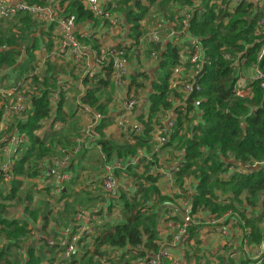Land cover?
<instances>
[{
  "label": "trees",
  "instance_id": "trees-1",
  "mask_svg": "<svg viewBox=\"0 0 264 264\" xmlns=\"http://www.w3.org/2000/svg\"><path fill=\"white\" fill-rule=\"evenodd\" d=\"M27 1L39 5L44 4V0ZM119 1L115 2L117 8H119ZM146 1L150 6L156 4L160 9H165L168 5L184 8L185 6H194L195 2V0ZM211 1L200 0L201 11L200 8L193 9L188 23L189 33L197 37L204 48V65H206V72L200 78L198 89L193 98V101H196L195 104L179 106L174 109L172 103L168 102L170 98L176 101L181 97L182 100L176 102H180L178 105L184 103L182 96L169 89L170 70L177 64L178 55L167 46L159 57L161 68L151 85L152 92L148 99L150 112L144 133L131 137V140L126 138L125 144L118 145L111 140L102 138L100 133L105 119L101 118V122L95 130L100 134L98 142L108 159L114 156L122 158L129 154L136 156L138 147L143 146L151 138L149 133L153 129L152 122H158L159 116L168 113L166 110L170 109L176 121L169 134V144L181 147L184 155L177 175L183 178V175L194 167L195 172L192 174L198 176L197 189L192 195L193 208L199 204L208 206L209 200L206 199V196L210 195L215 198L212 189L219 183V176L228 173L231 168L238 167H245L246 173H233L227 178V181L220 180V182L231 187L235 197L246 192L249 196L247 201L249 205L256 206L260 201L264 204V87H262L264 84V53L261 59L257 60L264 44V26L260 27L257 24L259 14L254 11L251 4L241 3L232 12H228L224 7L219 8L216 4L210 5ZM223 5L225 6L226 3ZM135 6L138 11L129 10L126 18L131 24V31L139 36L137 33L138 24L143 20L148 7L138 3ZM73 13L76 20L78 17H91L89 13L83 12L82 7H76ZM30 21L32 19L28 16H20L21 23ZM26 32L0 34V71L12 70L11 72L17 75L19 83L24 76L29 77L32 87L38 93L32 98L30 97L33 102H30L28 113L26 115L23 113V118H18L13 124L14 129L23 134L29 142V146L22 148L25 150L13 165L11 171L13 177L23 176L26 173L24 172L25 165L30 160L43 159L50 155L51 147L47 146V139L36 135L35 132L40 130L43 120L50 118L53 110L51 96L57 91L60 84V81L54 79L53 74L49 71L42 78L34 74L35 66L32 63L35 59L34 52L38 50V43L34 36H29ZM151 52L147 53L149 57ZM224 55H228L229 59L224 58ZM21 57L24 60L18 63ZM251 67H257L261 71L263 79L254 82L246 80L248 86L238 95L236 84L239 74ZM103 73V78L98 77V85L105 89L112 85L109 80L110 69L104 67ZM95 75H98L96 71ZM136 77L145 81L147 74L139 73L136 74ZM133 87L140 89L142 85L135 83V78L131 77L129 91ZM98 88L87 90L83 101L100 110L102 105H99V99L93 97ZM62 102L61 97L56 107L57 116L60 114ZM192 112L195 113L196 125L186 127L181 133L184 123L188 121L187 117ZM94 135L96 134L94 133ZM129 141L135 143L130 145L127 143ZM2 147L3 143L0 144V148ZM199 161L201 163H197ZM254 165L256 167H253ZM146 180L155 182L156 178L148 177ZM20 187L21 182L14 178L4 200L19 202L17 192ZM149 188L154 189L153 194L159 195L156 188ZM138 193L141 196L140 199L136 196L121 197L125 199V202L119 210L122 214L120 219L118 222L106 226L95 240L97 247L125 249L124 255L120 258V262L123 264H131L128 261L123 262V259L133 255L130 248L136 246L145 248L134 255L139 259L146 258L148 250L154 252L158 248L156 245L159 239L158 225L156 214L149 213V210H152V205L148 206L151 202L148 190L141 188ZM27 211L25 209V213ZM29 217L36 220L34 219L36 211L30 213ZM46 223L47 221L43 223V227L46 226ZM28 226L26 221L8 218L4 215L3 210L0 211V264H14L11 258L15 251L23 249L21 239L26 238L30 232ZM25 251V258H27L25 264H42L46 253L54 256L55 248L43 246L36 253L32 247H26ZM75 258L62 264H74L72 261ZM54 261L53 257L49 260V264H54Z\"/></svg>",
  "mask_w": 264,
  "mask_h": 264
},
{
  "label": "built area",
  "instance_id": "built-area-1",
  "mask_svg": "<svg viewBox=\"0 0 264 264\" xmlns=\"http://www.w3.org/2000/svg\"><path fill=\"white\" fill-rule=\"evenodd\" d=\"M81 1H83L86 11L106 22L110 28L115 30L120 29V21L116 15L112 14V11L116 10L117 7L113 0ZM224 3H226L225 6L223 5ZM241 3L251 4L253 6L254 11L259 14L257 24L260 27H263L264 0H212L210 5L216 4L219 8L224 7V9L228 12H232L234 8ZM195 5L185 6L184 8H176L173 6V10L180 13L177 16L183 18L181 24L178 23L177 18L171 19L170 17L164 16V14L159 10L154 9V15L152 17L155 18V20L152 28L144 33L150 44L153 47L159 48V52H157V50L151 52L150 60L156 62L157 58L162 55L167 46L173 49L178 55L177 64L170 70L169 89L182 96L184 102L192 92L194 78L199 74L205 63L204 48L200 40L191 35L188 29V23L191 19V11L195 8ZM51 6L53 5L33 4L26 0H0V21H11L19 18L20 16H28L39 21H52L57 23V30L58 34L61 36V40L59 46L60 51L59 53L57 52L56 55L60 56V53H64L69 59H72L74 64H78L82 61L80 59H84L86 66L89 67V50L85 45L81 44L77 40L74 34L76 21L75 16L69 14L64 17H60L58 10ZM88 36L90 37V35ZM128 46L130 47L128 43L125 45L117 44L104 46L102 50L104 61L102 60L101 64L102 66L104 64V67H108L110 69V81L114 90H116L115 95L117 98L121 97L122 99L123 112L126 114L130 113V115L132 114L133 116V113L131 112L139 106V103L136 100V97H134L132 90L129 91L128 88L129 71L126 63ZM263 53L264 44L257 60L261 59ZM52 57L55 58L54 55H52ZM223 57L229 59L228 55H224ZM34 66V74L38 76L41 70H39L38 64H35ZM246 72L247 74L245 75V79L249 82L263 79V75L257 67H251L246 70ZM83 77L89 81H93L95 71L93 69H86ZM28 78L29 77L25 79ZM262 87H264V84H262ZM59 90L63 93V95L72 91H81L82 96L84 95L83 91H87V89L84 90L81 85L74 86L71 82H66V84L60 86ZM26 94L27 91L21 86V83H14L6 88H0V111H2V114L0 115V134L5 132V123L3 122L5 117L22 114L25 112L26 106L30 105L31 100L28 98V94ZM51 100L55 102L53 106H56L60 100V92L56 91V93L51 96ZM168 102L173 103L174 100L170 98L168 99ZM75 106L79 108L80 103H75ZM81 111L84 114H88L90 112V108L84 106ZM149 112L150 108L148 103L146 105L145 112L143 113L144 122H139L137 125L125 124L124 121L122 122L126 126L124 129L125 138L127 137L128 140H131V137L144 133L146 128L144 123L147 122ZM175 121L176 119L170 112L159 116V121L153 125V129L149 133V136L155 143L156 149L166 147L169 144V134L175 126ZM128 126L132 127L128 128ZM13 131L16 130L13 129ZM13 131L9 135L0 138V143L5 145L9 144L12 149L15 150L25 147L28 143L26 137L24 135L17 134L18 131L15 133H13ZM92 131L93 129L90 128H80L77 136L73 140L72 148L67 149L65 147L61 148L60 146L56 147L55 153H57L58 156L52 158V163L49 168L44 169V172L42 173L43 179L67 168L68 165L85 149L86 143L84 141V137L89 136ZM155 152H158V150ZM179 161H181V163L183 162L182 160ZM179 161L176 166L171 169L175 175H177V172L181 168V165L179 166ZM11 165L12 163H5L3 159H0V178H2V182L6 184H9L13 179L11 174ZM117 167H121V163L118 160L104 164L103 166L104 172L101 178L100 188L108 197H114L120 185L115 173V169ZM253 167H256V165ZM233 173L244 174L246 173V168H231L228 173L222 176L221 179L227 180V178ZM67 179L66 175H61V181H66ZM179 205L183 214L182 221L179 223L176 230L171 232L168 238L165 239L164 245L157 248L158 250L156 252H150L148 250L146 258H143V261L145 260L144 264H175L173 259L174 252L187 241L190 236V229L194 225H204L205 227L210 228L215 235L225 239L226 243H230L232 240L233 231L227 226H224L228 214L219 218L210 216L205 220L195 221L193 218V201L191 197L186 195L185 198H181ZM74 215L73 223L63 229L56 238L44 240V244L46 246L60 249V255L58 256L60 257L62 263H67L74 257H80V255H83L85 253V251H83L85 246H88V251H91L94 247L95 240L100 236L97 229L92 230L85 223L88 219L92 218L89 211L78 210ZM94 217L95 215L93 218ZM94 222L99 225L97 218H95ZM232 225H234V223H232ZM243 234L242 246L243 248H246L251 239V232L249 230H244ZM144 249L145 248H143V246L130 248L133 255L139 251H143ZM101 250H106L107 253L112 254L117 253L118 256L125 252V249L122 248H106V246H102ZM21 251L24 253L23 250H17V253L20 254ZM242 255L243 253L241 251L234 250L229 253L227 258L233 260L234 258L241 257ZM263 259L264 235L255 247V251L252 255L253 262L250 263L249 261L251 260H249L248 263L262 264ZM138 261H140L141 264L143 263V261L139 258Z\"/></svg>",
  "mask_w": 264,
  "mask_h": 264
},
{
  "label": "rangeland",
  "instance_id": "rangeland-1",
  "mask_svg": "<svg viewBox=\"0 0 264 264\" xmlns=\"http://www.w3.org/2000/svg\"><path fill=\"white\" fill-rule=\"evenodd\" d=\"M27 1V0H26ZM60 1V6L59 8L63 10V14L64 15H68V13H70V11L67 10V6L65 5V0H59ZM114 2H116V0H113ZM30 2V1H29ZM73 2H76L75 4V8L76 7H84V3L82 5L81 0H73ZM121 4H122V8H117L116 10L112 11L113 15H116V17L118 18V20L120 21V29L119 30H115L109 27V25L105 26L108 30V32L104 33L103 39L102 40H96V39H92L90 38V40H93V45H96L97 43H106V46H109L112 43H115V39H119L123 37V34L126 35L124 37V39H129L132 41V43L130 44L131 49H133V52H129L133 55H131V57L126 59V63H128L130 60H132L134 57L136 59V66L133 67V69L139 70L137 72H135L134 78H135V83L142 85V87L140 88L141 90L138 91V89H134L135 90V97L136 100L138 101V103H140V101H143L147 98V95H149V89L151 87V83L149 82V78L153 79V77L155 75H157V73H155V71H158L161 67H160V58L158 57L156 62H154L153 60H150V57L148 56L147 53H150L151 51L157 50V52H159V48L157 47H153L148 38L145 37V32L148 31L149 29L152 28V25L154 23L155 18H153L152 16L154 15V9L159 10L161 13L164 14V16H169L171 19H175L177 18L178 23H182L183 18L177 16L178 14H180L178 11L173 10L172 5L168 7H166L165 9H160L156 4L150 6L149 3L146 0H136L134 2V0H120ZM32 3V2H30ZM138 3L142 6L148 7L147 8V13L145 14L143 20L138 24L139 25V30H138V34L139 36H136L132 31V27L131 24L128 23L126 15L127 13L130 11H138L136 9L135 4ZM196 3V5H195ZM36 4V3H33ZM120 4V3H119ZM195 8H200L201 11V4H200V0H195L194 2ZM82 7V10H83ZM128 10V11H127ZM86 11V10H85ZM84 12V11H83ZM87 13H89L88 11H86ZM91 15L90 18L88 17H83L85 19H89L91 21H97L98 25H101L102 21L98 19V17H95L94 15H92L91 13H89ZM76 20V19H75ZM33 21V20H32ZM30 21L29 23H21L20 22V17L17 18L16 20H12V21H7V22H1L0 21V34H9V33H19L21 31H27L30 28V32H26L29 34V36H33V31L35 30V32L38 33V36L40 34V31L43 29L44 24L45 23H37ZM76 23V21H75ZM80 28H78L77 32L75 31V34L79 33ZM128 31H130V35L128 34ZM31 33V34H30ZM86 35H91L94 36V34L89 33L88 31L84 32V37L85 39L81 36L80 34L78 35L77 40L79 42H82L83 40H86L88 38H86ZM88 41V40H86ZM157 48V49H156ZM260 54V53H259ZM130 55V54H129ZM133 57V58H132ZM163 57V56H162ZM163 59V58H162ZM128 60V61H127ZM19 61V60H18ZM63 62L61 58L56 57V60L54 61H49L45 64L39 65V70L40 74L38 75V77H43L45 74H47V72H51V74H53L54 79H57L58 81H60V84L58 86V88L64 84H66V78L67 77H72L74 74V68L70 67L69 65H64L66 63H61ZM99 62H101V60H99ZM36 64H38V62H36ZM128 65V64H127ZM130 67V65H129ZM156 67V69L154 70V68ZM85 69H82V72L80 74L84 73ZM95 70V69H94ZM12 70L10 69H5L4 71H0V86H3V88L7 87V82L9 81H14L16 79V75L15 73L11 72ZM97 71V70H95ZM142 71V72H141ZM246 72V71H245ZM243 71H241V73L239 74L238 77V81L236 84V90L238 95H240L248 86V82L245 79V75L247 74V72L245 73ZM139 73H144L147 74L146 80L143 81L142 79H139L136 77V74ZM130 74V73H129ZM130 78V77H129ZM87 80V81H86ZM77 81H81V83L83 84V86L85 88L88 89H94V88H98V76L95 75L94 80L92 82H89L88 79H85L82 75V78H78V77H74V81L71 82L72 84ZM128 84H129V80H128ZM21 86L27 91V96L30 99V97L32 98L33 96L37 95V90H35L32 85H31V81L28 80H22L21 81ZM110 86H108L107 88H109ZM101 89L99 88L98 90H96L97 92H99ZM138 91V92H137ZM110 92H112V89H110ZM134 93V91H133ZM146 93V94H144ZM103 95H106L107 97L111 96V93H107L105 94L103 92ZM105 96V101H108L107 98ZM144 97V98H143ZM77 101V99H75ZM182 98L180 97L179 100L176 101H181ZM174 100V102L172 103V105L175 107L176 105H178L180 102H176ZM196 102V101H195ZM53 105L55 104V102H53ZM105 103V102H104ZM104 103H102V109L99 110V115H109L108 110L105 108L107 107V105H104ZM54 108V106H53ZM73 109V106H72ZM29 110V106H26L25 109V115L28 113ZM137 108H135L131 113L136 112ZM113 111H115V106L113 108ZM170 113L171 110L168 109L166 110ZM121 116L123 114H125V112H120ZM132 116V114H131ZM18 118H23V113L19 114V115H10L7 116L3 119V122L5 123V132L0 134V138H3L4 136H7L11 133V131L14 129L13 124L18 120ZM2 119V118H1ZM140 122L142 121L141 116L138 117ZM188 121L184 123L183 129L182 131H180L181 133H183V130L186 127H193L196 125L195 123V113H191L189 114V117H187ZM109 120H111V122H108ZM101 122V121H100ZM99 122V123H100ZM98 123V124H99ZM156 123V122H155ZM152 122L151 127L153 128V125L155 124ZM98 126V125H97ZM95 126L93 128V133H95L97 136H100V134L102 135V138L105 137L106 135H108L109 137H112L111 135H109L110 133H112V130H117V132L115 133H120L121 135H123L124 133V129H125V125L120 121L117 122V120L115 118H112L111 116H108L105 120H104V126L103 129L104 131L107 128H110L107 130V134H102V133H98L95 128L97 127ZM144 126H146V123H144ZM132 126H128V128H131ZM124 136V135H123ZM190 136V134H189ZM127 138V137H126ZM98 141V140H96ZM154 144V143H151ZM149 145L147 144L145 146L146 149V155H148L149 159L144 158L145 160L143 162H138L135 164V166L131 167V170L129 172H122L121 174L117 175L118 181H121V184L118 187L117 193L114 197H111L112 200L110 201L108 206H103L102 208H99V203H103L105 201H103V197L102 193L100 192V190H95L93 192L88 191L87 189H85V187H83L82 185L78 186H72V185H63V186H69L68 187V191L66 193V195H62L61 193L58 194H53L51 192V190L57 191L62 183H58V187L55 189L50 186H48L51 183V179L50 177H48L47 179H45L44 183H41L40 185L42 187H40L37 183L36 184H32V183H28L23 185L20 190L17 193L18 196V201H5V197L8 195L7 192V184L6 183H2V181L0 180V211L3 210L4 211V215L7 216L8 218H17L20 219L22 221H26L28 223V225H30V227H28L30 229V232L28 233V235L26 236V241H24L23 244L24 247H27L28 244L27 242H31L32 240V245L36 251V253H38L40 251V248H42V244H43V239L48 240L49 238H56L58 236V234L65 229L67 226H69L70 224L73 223V219H74V214L76 213V211H91L93 213V215H95L96 217H101L100 221H102V223L106 220H117L119 218L120 215H122L119 210L120 207L122 206V204H124V200L121 197H125L128 198V196H136V198L140 199L141 196L137 195V191L140 190V185L142 186H146V184L144 183V178L145 176L148 175V171L152 170L155 175H151L152 177L159 175L157 173V170H164V169H169V166L160 164L161 162H165L168 160V158H171V154L169 153L167 148H173L176 147L178 148V150H181V147H179L178 145H171V146H166L160 149H156L155 146L153 145ZM156 150H158V152H155ZM139 151V149L137 150V152ZM4 155H3V161L5 163L10 162L13 159V155L15 153V151H3ZM137 155V154H136ZM127 159L131 158L133 159L135 156L134 155H127L126 156ZM129 157V158H128ZM178 159V158H177ZM172 162V161H171ZM178 163V160L173 163L176 164ZM197 163H201V161L197 162ZM226 163V161H225ZM180 166V164H179ZM153 168V169H152ZM192 171V172H191ZM191 171H188L187 174L183 175L184 177H179L178 175L175 176L174 178V183L173 185L178 188V190H183L184 192L181 194V196H179L178 194H174L173 192V188L168 187L167 189H164V195H155L153 194V190L152 188H144L148 190V196L150 197V203L149 205H153L156 209L154 210V208L152 207V210H149L151 212L156 213V220L158 221V214H157V209H159L160 207H178V199L181 198H185L186 195L188 194H192L195 193L196 189H197V185H198V176H196L195 174H192L195 172V168L193 167L191 169ZM99 175L100 173L103 174V168H99L96 171ZM34 172H32L31 169H29L28 173H27V178L30 179V181L35 180V177H28L29 175H33ZM76 175H78L79 177H81L82 179H85V177H89L88 180H91V176L89 173L85 172L84 170L80 171L79 173H77ZM160 178V176H159ZM163 179V178H162ZM221 179H218L219 183H217V185L213 186L212 189V193L214 197H218L219 201L223 204L226 205L227 201L229 202L228 204H234V201L238 202L240 204V206H242L243 204H249L248 201V195L246 192H243L242 194H240L238 196L239 199H234V194L232 192V188L229 186H226V184L221 183L220 182ZM56 182V179L54 180ZM165 183H169V182H165ZM164 184V182L162 183ZM171 184V183H170ZM47 185V186H46ZM162 187V186H160ZM190 188V190H188ZM77 189V190H76ZM98 189V188H96ZM192 190V192H190ZM152 192V193H151ZM190 192V193H189ZM145 193V192H144ZM228 196H232L233 197V201H231V199L229 200ZM209 200H213L212 197L209 195ZM227 204V205H228ZM237 205V204H235ZM256 211H253L252 217H255L256 221L258 222V224H260L261 229L264 228V204L260 201L259 204H257L255 206ZM27 208L28 212L25 213L24 209ZM224 209V208H223ZM231 210L232 212H237L234 209H228ZM36 211V220H33L32 217H29L30 213ZM118 211V212H117ZM227 211V210H224ZM7 213V214H6ZM147 215V213H145ZM219 214L220 212H217L215 214H213V217H217L219 218ZM46 226L42 227L43 223L46 222ZM118 221V220H117ZM116 222V221H114ZM105 224V222H104ZM224 226H226L224 224ZM242 224H240V228H242ZM175 226L171 227L172 229H170V232H165L160 237L161 240L156 242V245L158 246V248L160 246L164 245L165 240L168 238V235L173 232L175 230L174 228ZM203 228H205V226H202ZM1 229V228H0ZM209 234V233H207ZM217 236V235H216ZM235 237V236H234ZM242 238V236H241ZM208 242V240H206ZM225 242V239H224ZM158 243V244H157ZM214 243H216V247H219L218 250H216V253H219L220 251L225 249V253L227 254V251L232 249L228 248V247H223L221 248V243H223V240H221L218 237H215ZM259 243V241H258ZM208 244V243H207ZM198 245H199V240H198V235L197 234H192L191 237L189 236V238L187 239V241L183 244V250L181 251L184 255V259H185V264L188 262L187 260L190 259L191 253H195L197 254L199 252L198 250ZM158 250V249H157ZM157 250H155L154 252H156ZM25 251V250H24ZM83 251H85V255L81 256V257H76L75 260H73L72 262L74 264H123L120 262V259L118 258V256L112 258L111 256L108 255V253H104V251L101 250V247H97L96 245H94V247L92 248L91 251H88V246H85ZM124 252V251H123ZM151 252V251H150ZM103 253V254H102ZM206 253L209 255L210 251H206ZM54 256L56 253H53ZM53 255H50L48 253H46L44 255L45 258V263L44 264H49V260L52 259L54 257ZM55 258V262L56 264H62L60 258L57 260L56 256ZM209 258H203L202 260L196 258V262L195 264H206L208 263ZM27 258H25V256L21 255V254H14L13 258H11V261L14 264H25ZM143 261V258L140 259ZM124 261H128L131 264H139L138 263V258L134 255H130L128 256V258L123 259ZM250 263L253 262V260L249 261ZM145 263V260L143 261L142 264ZM70 264V263H68ZM262 264H264V259L262 260Z\"/></svg>",
  "mask_w": 264,
  "mask_h": 264
},
{
  "label": "crops",
  "instance_id": "crops-1",
  "mask_svg": "<svg viewBox=\"0 0 264 264\" xmlns=\"http://www.w3.org/2000/svg\"><path fill=\"white\" fill-rule=\"evenodd\" d=\"M33 3V2H32ZM119 8H122V4L119 1ZM50 4L53 5L51 7H53L54 9H57L59 12V16L60 17H64L66 15L63 14V10L59 8L60 6V1L59 0H44V4ZM75 4L76 2H73V0H65V5L67 6V10L70 11V13H68V15H74L73 13L74 9H75ZM83 5V2H82ZM83 7V6H82ZM83 11H85L84 7H83ZM128 11V10H127ZM86 12V11H85ZM167 17H169L167 15ZM30 18V17H29ZM32 19V18H31ZM99 20H101L100 18H98ZM16 20V19H13ZM34 22L36 21L37 23H45L43 29L40 31V34L38 36V33L35 32V30L32 32L34 38L37 40L38 43V50H36L34 52V56L35 59L33 61V66L36 64V62H38V66L45 64L49 61H54L56 60V57H59L62 59V61L66 64L64 65H69L71 68H74V74L72 77H67L65 82H73L74 81V77H78V78H82V75L84 74H80L82 72V69H95L97 70V76L99 78H103L104 73H103V69H104V64L102 66L101 62H99V60H103L104 61V57L102 54V50L103 47L106 46V43H97L96 45H93V40H90V38L92 39H96V40H102L103 39V34L108 32L107 28L105 26H107L108 24L104 21H102L101 25H98L97 21H91L89 19H85L83 17H78L75 23V31L77 32L78 28H80L79 33L75 34V37H78V35L80 34L81 38L84 37V32L88 31L91 34H96L95 37L91 36L90 37L88 35H86V40H83L82 42H80L81 44L85 45L88 50H89V58L88 61L90 63L89 67L86 66L84 59H80L82 61H80V63L78 64H74L72 59H69L66 54L64 53H60V56H57L56 53L60 51V40H61V36L58 34V30H57V23L52 22V21H39L37 19H32ZM12 21V20H11ZM3 22V21H1ZM7 22V21H4ZM107 24V25H106ZM32 30V29H31ZM30 28L27 30V32L31 31ZM31 34V33H30ZM123 34L122 38L119 39H115V43H112L110 45H125V44H131L132 41L127 39H124V37L126 35ZM128 34L130 35V31H128ZM127 58L131 57V53L129 52H133V49H131V47L128 46V51H127ZM130 54V55H129ZM52 55L55 56V58L52 57ZM133 58V57H132ZM24 59L21 57L18 63H21ZM128 61V60H127ZM61 62V63H63ZM136 59L135 57L130 60L127 64V68L129 71V80L131 79V77H134L135 72L139 71L136 69H133V67L136 66L135 64ZM130 65V67H129ZM156 69V67L154 68V70ZM84 70V71H85ZM160 71V69L158 71H155V73H157ZM140 72V71H139ZM142 72V71H141ZM134 74V75H133ZM16 75V74H15ZM25 78H27L26 76H24V78H22V80H26ZM151 78V77H150ZM149 78V82L152 85V82L155 81L156 79V75L153 77V79ZM110 80V79H109ZM87 81V80H86ZM92 82V81H89ZM111 82V81H110ZM14 83H19V80H17V75H16V79L13 81H9L7 82V87L14 84ZM74 86H79L81 85L84 90H89L88 88H85L83 86V84L81 83V81L77 82L75 81L73 83ZM111 85V83H110ZM99 86V85H98ZM0 88H3V86H0ZM101 89L99 92H97L96 90ZM98 89H96L93 94L94 98L99 99V105H102V103H104V105H107V107H105L108 112L109 115L105 116V115H99V110H97L95 107L90 106L88 103L84 102L83 99L85 98V95L87 93V91H83V96L81 91L79 92H69L68 94L63 95V93L59 90V88H57V92H60V98L62 97L63 102L61 105V111L59 116H57L56 114V106H54L52 113L50 115L49 119L43 120L41 122V128L39 131L35 132L36 135L38 136H43L47 139L46 143L47 146L49 145L51 147V153L48 157H45L43 159H37V160H30L28 164L25 165V171L26 173L23 174V176H14L12 175L13 179L15 178L16 180L21 182V187L25 184L28 183H32V184H38L40 187H42L40 184L44 183L45 179L42 177V173L44 172V169L49 168L51 166L52 163V158H55L58 156L57 153H55V149L56 147H65L67 149L72 148L73 146V140L74 138L77 136L78 131L80 130V128H90L93 129L95 126L98 125V123L101 121L102 119H106L108 116H111L112 118H115L117 120V122H125V124H134L137 125L139 124V119L138 117L141 116L142 121L143 120V113L145 112V108L146 105L148 104V99H149V95L152 92V87H150L149 89V95H147V98L143 101H140L139 106L137 107L136 112H133V116L130 115V113H125L121 116L120 112H123V106H122V99L121 97H118L115 95L116 90H114V87H112V85L109 88H101L99 86ZM91 89V88H90ZM95 89V88H94ZM92 89V90H94ZM110 89H112V92H110ZM135 87H133L132 92L134 91V95L135 94ZM59 90V91H58ZM141 89H138V91H140ZM137 91V92H138ZM103 92L105 94L107 93H111L110 97H107L106 95H103ZM56 93V91H55ZM121 94V93H119ZM146 94V93H144ZM105 96L107 98L108 101H105ZM137 98V97H136ZM144 98V97H143ZM77 99V101L75 100ZM32 102V101H31ZM75 103L79 104L80 103V107L77 108V106H75ZM58 104V103H57ZM51 105L53 107V103L51 100ZM73 106V109H72ZM86 106L90 108V112L88 114H84L81 109ZM115 106V111H113V108ZM2 114V111H0V115ZM55 119V120H54ZM109 122H111V120H109ZM142 123V122H140ZM155 125V124H154ZM110 128H107L105 131L104 129L101 130L102 134H107V130ZM13 131V130H12ZM11 131V132H12ZM16 131H13V133H15ZM117 132V130H112V133H110L109 135H111L112 137H109L108 135H106L105 137H103L104 140H111L113 141L115 144L118 145H123L126 142V138H125V132L123 133V135H121L120 133H115ZM17 134H21V133H17ZM23 135V134H21ZM99 138L98 136L94 135L93 132H91V134L89 136H85L84 137V141H85V149L82 151V153H80L75 160H73L67 168L56 172L54 175H50V179H51V183L48 185L50 187L53 186V188H57L58 187V183H62L60 190L58 189L57 191L51 190V192L53 194H58L61 193L62 195H66L67 191H68V187L67 186H63L65 185H72V186H78L82 185L83 187H85V189H87L90 192H93L95 190H100V192L102 193L103 197V203H99V208H102L103 206H108L110 201L112 200L111 197H108L107 195H105V193L101 190L100 188V182H101V178L102 175L100 173V175L96 172L99 168H103L104 164L107 163H111L114 162L115 160L120 161L121 163V167L120 168H116L115 169V173L117 175L121 174L122 172H129L131 170L132 166H135L136 163L138 162H143L145 159L147 158L149 159L148 155H146V149L145 146L147 144H151L154 143L153 139L150 138V140L145 143L143 146L138 147L139 151L137 152V155L131 159H127V157H112L111 159H108L106 157V155L102 152L100 144L98 141ZM130 145H133L135 142L133 141H129L127 142ZM1 144V143H0ZM153 146H155L154 144H151ZM26 146H29V142L26 144ZM15 151L14 155H13V159L10 161V163H12L11 165V171L13 168V165H15V162L20 158L22 152L25 150L22 148H18L17 150L12 149V147L7 144H3V147L0 148V159H3V155L4 152L3 151ZM137 149V150H138ZM169 153L171 154V158H168L167 161L165 162H161L160 164L169 166V169H164V170H157V173L159 175L154 176L156 178L155 182H152L150 180H146V178L148 177H152L151 175H155V173L152 170H149L148 175L145 176L144 178V183L146 184V186H142L140 185V189L141 188H149V187H154L158 190L159 196H165L164 194V189H167L168 187L173 188V192L174 194H178L179 196H181V194L184 192L183 190H178V188H176L173 183H174V178H175V174L173 173V171L171 170L172 167L176 166L175 163L177 160H182L183 161V151L182 150H178V148L173 147V148H167ZM178 158V159H177ZM172 161V162H171ZM181 163V161H179ZM29 169L32 170L33 175H29L28 177H35V180L30 181L29 178H27V173L29 171ZM153 169V168H152ZM84 170L85 172L89 173L91 176V180H88L87 177H85V179H82L81 177H79L78 175H76L77 173H79L80 171ZM104 172V169H103ZM66 175L67 176V180L66 181H61V175ZM116 175V176H117ZM224 175V174H223ZM223 175H220V179L222 178ZM160 176V178H159ZM163 178V179H162ZM12 179V180H13ZM56 179V182L54 181ZM90 179V178H89ZM0 180L2 181V178H0ZM222 181H227V180H223ZM169 182V183H165V182ZM164 182V184H162ZM4 183V182H2ZM121 184V181L119 182ZM171 183V184H170ZM47 186V185H46ZM162 186V187H160ZM11 187V181L9 184H7V192L10 190ZM20 187V188H21ZM98 188V189H96ZM20 190V189H19ZM18 190V191H19ZM77 190V189H76ZM190 190V188L188 189ZM192 192V190L190 191ZM189 192V193H190ZM18 193V192H17ZM194 193L192 192V194H188L189 197H191L192 201H193V195ZM137 195L140 196V194L137 191ZM133 196V195H132ZM234 199H239L238 197H235ZM131 196H128V198H130ZM229 200L231 199V201H233V197L232 196H228ZM206 199L209 200V196H206ZM213 200H209L208 206H204V204H199L196 205L195 208H193V218L195 221H200V220H205L206 218L212 216L213 214L220 212L219 217L225 216L228 214L227 220L225 221V225L231 229L233 231V235H232V240L230 241V243H226V240L224 242V239H222L221 237H219L221 240H223V243H221V248L223 247H228L232 249L227 251V254L225 253V249L220 251L219 253H216V250H218L219 247H216V243H214L215 237L216 236L212 230L210 228H203L202 226L204 225H200V226H193L190 229V237L193 234H197L198 235V240H199V245H198V250L199 252L197 254L195 253H191L190 259H188L186 264H195L196 262V258L202 260L203 258H209L208 259V263L206 264H241L243 262L248 263L249 260H252V255L255 251V247L258 244V241L260 242L263 235H264V228L261 229L260 224H258V222L256 221L255 217H252L251 214H253V211H256L255 206H251L249 204H243L242 206H240V204L236 201H234V204H228L229 202L227 201L226 205H223L218 197L216 198H212ZM179 201L180 199H178V207H160L159 209H157V214H158V221L157 225H158V241L161 240L162 237H160L161 232L162 235L165 232H170V229H172L171 227L175 226V230L178 227L179 223L182 221L183 218V214L182 211L180 209V205H179ZM194 203V201H193ZM228 204V205H227ZM237 204V205H235ZM148 206H151L148 204ZM230 206V207H229ZM152 207L154 208V210L156 209L153 205ZM228 207V208H227ZM215 208H217L216 210H214ZM224 208V209H223ZM27 209V208H25ZM24 209V212H25ZM225 209H234L237 212H232L231 210H227L224 211ZM28 210V209H27ZM28 212V211H27ZM118 212V211H117ZM121 213V211H119ZM89 213H91V219H88L85 223L90 227V229H97V231H99L100 235L101 232L103 231V229H105L106 226H110L116 222H118L117 220L120 219L121 215L119 216V218L117 220H113V221H108L105 219V224L104 222L102 223V221H100L101 217H94L93 218V213L90 211ZM156 214V213H155ZM95 218L98 219V224L97 225L94 220ZM20 220V219H19ZM116 221V222H114ZM232 223H234V225H232ZM240 224H242V228H240ZM96 226V227H95ZM30 227V225L28 226ZM43 227V225H42ZM29 229V228H28ZM44 229V227H43ZM174 230V231H175ZM244 230H249L251 232V239L249 242V245L246 248H243L242 246V239L241 236L243 234ZM209 233V234H207ZM171 234V233H170ZM169 234V235H170ZM168 235V236H169ZM235 236V237H234ZM52 239V238H49ZM45 239H43L44 241ZM165 240V239H164ZM208 240V242L206 241ZM24 241H26V238H24L23 240H21V242L23 243ZM33 241V240H32ZM32 241L31 242H27L28 246L27 247H33L32 245ZM208 243V244H207ZM158 244V243H157ZM95 245V244H94ZM23 246V251L25 250L26 247ZM46 246L43 242L42 247ZM49 247V246H48ZM55 248L54 253L56 256V259L58 260L60 257L58 255H60V249ZM106 248H110V247H106ZM183 250V244L181 245V247H179V249H177L174 252V262L175 264H185V259H184V255L181 252ZM234 250H238L241 251L243 253V255L241 257H237L234 258L233 260L227 258L229 253H231ZM206 251H210V254L208 255L206 253ZM36 252V251H35ZM26 251H24V253H22L21 251V255L25 256ZM104 253H107L106 250H104ZM14 254H18L17 251L14 252ZM49 254V253H48ZM85 255V254H83ZM109 256H111L112 258L118 256L117 253H108ZM124 255V253L120 254V256H118V258L120 259L122 256ZM54 256V257H55ZM82 255H80L81 257ZM55 259V258H54ZM45 261V258L43 259V263ZM139 264L140 261H138ZM54 264H56V262L54 261ZM249 264V263H248Z\"/></svg>",
  "mask_w": 264,
  "mask_h": 264
},
{
  "label": "water",
  "instance_id": "water-1",
  "mask_svg": "<svg viewBox=\"0 0 264 264\" xmlns=\"http://www.w3.org/2000/svg\"><path fill=\"white\" fill-rule=\"evenodd\" d=\"M206 72V65H203L201 71L199 72L198 75H196V77L194 78V84L192 86V92L189 94V96L186 98L185 102L181 105H176L174 107V109H176L177 107H183V106H187V105H194L195 102L193 101V98L196 94V91L198 89V84H199V80L202 76H204ZM32 102H33V99H32Z\"/></svg>",
  "mask_w": 264,
  "mask_h": 264
}]
</instances>
